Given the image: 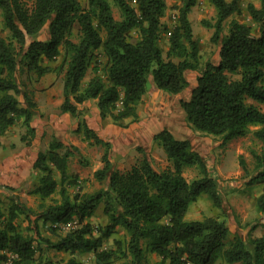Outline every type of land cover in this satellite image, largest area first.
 I'll list each match as a JSON object with an SVG mask.
<instances>
[{
	"label": "trees",
	"instance_id": "trees-1",
	"mask_svg": "<svg viewBox=\"0 0 264 264\" xmlns=\"http://www.w3.org/2000/svg\"><path fill=\"white\" fill-rule=\"evenodd\" d=\"M209 1L216 15L213 23L203 25L213 28L211 41L220 46L219 61L206 62L200 69V48L188 20L198 0H181L178 26L169 35L165 57L159 46L160 34L165 30L161 23L167 9L165 0H112L120 11V20L114 19L107 0H88L85 10L79 0H0L1 16L10 34L9 38L0 36V136L22 121L26 134L34 138L31 122L36 103L17 75L24 71L36 78L46 75L50 68L43 65L44 61H54L61 49L64 56L58 71L64 69V75L60 112L78 119L81 113L76 105L96 100L100 118L120 128L139 120L137 108L147 92L149 76L157 90L176 96L189 87L186 73L199 72L189 98L179 101L185 121L197 132L220 137L221 146L245 136L249 127H258L253 135L261 150L252 153L255 171L246 185L264 186V112L258 106L264 105V0H259V7L252 3L246 6L257 26L256 35L249 25L237 20H231L223 34L225 21L240 12L242 0ZM46 25L48 38L40 41L38 36ZM75 26L79 28L76 43L71 40ZM132 31L136 32L135 40L130 38ZM99 50L106 57L104 78L97 76L95 62L92 70L96 76L82 88ZM76 132L107 149L101 160L103 168L95 172L96 180H107L106 187L91 195L71 196L65 188L57 191L54 171L60 174L61 183H68V160L77 148L69 149L52 138L48 151L38 152L32 166L41 174L39 185L30 192L39 200L40 212L34 213L17 200L10 199L5 205L0 199V264H41L48 249L70 255L91 252L95 264H118L114 262L119 258L115 251L102 250L103 239L110 237L116 227L128 235L126 252L121 257L131 260L121 264H144L145 251L159 256L158 264H215L218 260L264 264V235L246 242L232 235L224 220L185 219L190 205L201 196L217 209L223 204L218 178L210 173L190 141L176 139L164 128L153 136V141L164 151L170 167L157 171L143 148L138 147L141 158L119 172L110 161L109 143L85 121L78 122ZM21 140L29 146L26 135ZM240 164L245 171L242 161ZM189 167L199 171V177L191 182L184 177ZM55 193L59 200L47 204ZM100 204L108 223L95 237L86 219ZM257 205L264 217V200L260 198ZM31 215L43 224L57 226L75 221L79 228L54 242L42 237L36 224L34 236L26 235L17 221L21 216L29 221ZM141 242H145V249ZM42 264L51 261L46 258ZM59 264L81 263L69 259Z\"/></svg>",
	"mask_w": 264,
	"mask_h": 264
},
{
	"label": "rangeland",
	"instance_id": "rangeland-1",
	"mask_svg": "<svg viewBox=\"0 0 264 264\" xmlns=\"http://www.w3.org/2000/svg\"><path fill=\"white\" fill-rule=\"evenodd\" d=\"M110 4L112 14L115 20H120V11L114 5L112 0H107ZM81 7L85 10L88 7V0H79ZM167 9L164 17L161 20L165 30L160 34L159 46L163 51V56H166V52L169 49V35L171 31L178 26V9L181 6V0H165ZM248 3H252L255 7H259V0H242L240 4V12L234 14L228 18L223 27V34L228 31L229 22L231 20H237L241 23L247 24L252 28L253 34H257V26L252 23L246 6ZM216 11L209 0H198L197 5L191 10L188 15V20L191 25L194 38L197 40L200 48V69H203L206 62H211L217 64L219 61V44H215L211 41L213 34V28H208L203 25V22L213 23L215 19ZM79 28L75 26L73 28V35L71 40L77 42L79 40ZM9 32L4 25L1 12H0V36L9 38ZM130 38L135 40L137 35L135 31L130 33ZM48 38V25H46L40 32L38 40L45 41ZM30 41H27L29 43ZM64 52L61 49L60 55L52 62L44 61L43 65L50 68L47 75H52L56 77V81H59L63 85V75L64 69L58 71L59 65H61ZM95 60V59H94ZM96 60L91 63L90 68L87 71V76H85L86 81L89 76L93 75L92 68L98 65V75L104 78V64L106 62V57L101 50L97 52ZM199 72H187L186 79L189 82V87L180 96L168 95L166 93L160 92L154 86L152 90L153 81L151 76L148 77L146 89V94L142 97L140 102V117L144 119L141 122L137 121L130 123L127 128H120V133L113 131L114 125L109 119L102 124L95 132L104 142L110 144L108 149L109 158L114 167L118 166L119 172H124L128 170L134 163H136L141 158V153L137 151L136 146L138 141L133 138V135L137 136L141 127H144L146 123L152 124L153 129L159 131L163 128L166 129V120L174 121L178 118V107L179 100H187L190 96L192 89V84L195 82V78ZM36 76L33 74H28L24 71L23 74L17 75V80L30 94H34L38 91V86L35 85ZM37 83V82H36ZM84 85V82H83ZM21 103L23 100L19 97ZM260 109L264 112V105H258ZM165 114L162 113L163 109ZM149 109L156 110V114L148 118L146 114ZM138 110V108H137ZM153 111V113H154ZM180 111H182L180 109ZM183 112V111H182ZM147 115V116H146ZM71 117V116H70ZM138 116V119L140 118ZM147 117V118H146ZM77 123L85 121L80 114L79 118H73ZM145 118L147 120H145ZM185 126L179 128V133L183 136L181 140L190 141L192 148L202 153L205 157L207 167L211 174L218 178V186L221 196H223L226 201L222 204L221 209L215 208L211 201L206 196H201L196 202L190 205L185 219L191 220H201L205 217L218 218L224 220L229 227L230 233L232 235H238L244 241H248L250 237H260L264 235V217L258 211L257 202L260 198L264 200V186H248L247 181L254 173V160L252 153H259L261 150V144L256 140L253 132L258 128L256 126L249 127V132L240 138H236L228 142L226 145L221 146V138L205 135L203 133L195 131L191 128L187 122ZM39 124V123H38ZM139 125V127H138ZM135 127V128H134ZM138 127V128H137ZM149 126L146 125L144 130ZM37 129V128H36ZM49 130L46 129L44 134L39 137L35 134L34 138H30L26 134V129L22 125V121H18L12 126L3 136H0V164L1 162L7 163L11 166L8 171L0 172V199L6 205L9 203L10 199L17 200L18 203L25 205L30 208L34 213L40 212V204L37 198L30 195V192L39 185L40 173L35 172L30 165H19L17 162L22 159H26V156L30 152L34 151V148H38V152L46 153L48 151V145L52 138L56 137L58 140L59 136L55 134L48 133ZM76 132V131H75ZM51 137H50V135ZM26 135L27 140H30L29 146L22 142L21 138ZM133 139L134 142L131 140ZM180 140V139H179ZM78 145L77 152L71 155L68 161V175L71 177L68 183H61L60 174L54 171V179L57 181V191L61 188H65L67 192L74 196L78 195H91L95 194L101 189H104L107 185V180L98 181L95 178V172L103 168L101 162L102 156L107 151L103 145L95 144L93 140L85 139L82 132H78V139L76 140ZM145 141L142 144L145 145ZM152 145L145 147L147 157L152 163V166L157 170L161 171L167 167H170V163L164 153V151L154 144L153 139L151 140ZM69 149L72 145H66ZM27 147H30L27 150ZM74 147V146H73ZM142 148V147H141ZM21 151L25 153H21ZM63 150H61L62 152ZM243 162L245 171L243 170L240 162ZM22 174V180L18 181L20 184H7L4 182L5 177H10L11 174ZM184 177L188 182L199 177V171L195 167H189L184 170ZM3 178V180H1ZM74 182V184H72ZM72 184V185H71ZM8 187H11L10 190ZM59 200V196L55 193L51 200L47 201V204H55ZM103 205L100 204L96 209L94 215L88 219L86 222L93 227V235L97 237L99 235L98 230L104 228L108 219L104 216ZM31 221H34L31 223ZM18 224L20 225V230L30 236H34L33 227L35 224L38 226L39 233L42 237L49 239L54 242L57 241L59 236L67 234L69 231L79 228V225L75 221H72L66 225H54L50 223L43 224L40 220L36 219L35 215H31V219L28 221L22 216L18 219ZM50 228L55 229V232L50 231ZM128 241L127 233L121 228L116 227L114 232L107 239H103L102 250H113L116 252V256L119 257L114 262L121 264L126 261H130L131 258H122L121 255L126 252V244ZM119 242V246L116 245ZM141 246L145 249V242H141ZM43 249H45L43 247ZM12 258V255H9ZM46 258L50 259L51 264H59L61 262H66L69 259H75L81 264H95V256L93 253H82L70 255L65 252H56L54 250L48 249L45 255L41 259V264L46 261ZM160 262V257L155 253H150L145 251L144 254V264H158ZM8 264V263H6ZM215 264H227L221 260H218ZM240 264V263H234Z\"/></svg>",
	"mask_w": 264,
	"mask_h": 264
},
{
	"label": "crops",
	"instance_id": "crops-1",
	"mask_svg": "<svg viewBox=\"0 0 264 264\" xmlns=\"http://www.w3.org/2000/svg\"><path fill=\"white\" fill-rule=\"evenodd\" d=\"M198 75V74H197ZM87 76V73L86 75ZM94 76H96L95 73H93V75L89 76L88 79L86 81L85 77L82 81V88H84L87 83L90 81L91 78H93ZM97 76L98 75L97 73ZM37 82V83H36ZM84 82V85H83ZM35 85L38 86V91H36L33 95V101L36 103V108L33 110V118H32V122H31V126L35 129V134L39 137H41L44 134V131L46 129L49 130L48 133H50V131H52V134H55V136H59V140L64 144V145H69L71 144L74 147H78L76 140L78 139V132H75L77 130L78 127V123L76 120L72 119L70 117L69 114H62L60 112V107L63 103V85L59 82L56 81V77L52 76V75H44L40 78H37L35 80ZM194 86V84H192V87ZM152 90H154V85L152 86ZM161 92V91H160ZM176 96H180V95H176ZM180 101V100H179ZM96 100H88L85 101L82 104L76 105L78 110L80 111V113L82 114V118L85 120V123L87 124V126L89 128H91L92 130L96 131L98 128H100L102 126L103 123L106 122V120H102L100 118L99 115V111L96 105ZM251 103V101H250ZM253 103V102H252ZM255 105H257L256 103H253ZM178 118L175 119L174 121L171 120H166L165 124L166 129L169 130L173 136L176 139H182L183 136L179 133V128H182L183 126H185L184 120H185V116L184 113L182 111H180V106L178 107ZM150 112L148 111L146 114H148V118L150 116H154L156 114V110L154 111L153 109H149ZM165 108L163 109V111H161L162 113H166L165 112ZM154 111V113H153ZM138 116L140 117L141 113H140V109L138 106V110H137ZM147 116V115H146ZM145 118V120H147ZM144 121V119H142L141 117L139 118V122ZM186 122V121H185ZM39 123V124H38ZM148 125L149 127L146 128L144 130V127ZM139 127V125H138ZM137 127V128H138ZM144 127H141L139 132L137 133V136L133 135V138L138 141L136 146H140L142 148H144L148 145L151 146V140L153 139V136L158 133L159 131L154 130L153 127V123L149 124L146 123L144 125ZM37 128V129H36ZM135 128V127H134ZM123 129V128H122ZM120 127L118 126H114L113 131L116 133H120ZM164 129V128H163ZM50 135V134H49ZM51 137V135H50ZM182 137V138H180ZM133 142L134 140L131 139ZM142 141H145V145L142 144ZM49 146V145H48ZM30 147H27V150H29ZM34 151H27L30 152L28 156H26V159H22L24 156H21V158H19L20 160H18V164L21 165H30L31 167L33 166L34 162L37 159V155H38V148H34ZM21 153H25L24 151ZM201 156L203 157L202 153H200ZM205 160V157H203ZM69 161V160H68ZM111 161V159H110ZM112 162V161H111ZM9 169H11V166H9L7 163L1 162L0 164V172L4 171H8ZM118 166L114 167V170H118ZM68 172V169H67ZM68 175V173H67ZM69 176V175H68ZM6 179H4L7 184H10L11 186L13 184H19L18 181L22 180V174L21 173H13L11 174L10 177H5ZM3 180V178L1 179ZM20 185V184H19ZM219 187V186H218ZM223 198V196H222ZM226 201V199L223 198V203Z\"/></svg>",
	"mask_w": 264,
	"mask_h": 264
}]
</instances>
